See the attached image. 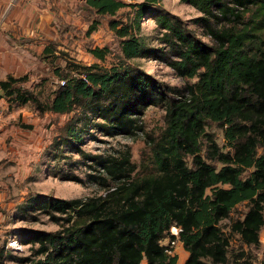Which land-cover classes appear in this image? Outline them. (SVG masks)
Wrapping results in <instances>:
<instances>
[{
    "label": "trees",
    "instance_id": "16d2710c",
    "mask_svg": "<svg viewBox=\"0 0 264 264\" xmlns=\"http://www.w3.org/2000/svg\"><path fill=\"white\" fill-rule=\"evenodd\" d=\"M160 1L83 0L78 8L91 23L87 31L106 18L118 39V54L104 64L110 50L92 47L88 51L101 62L65 60L53 69L58 81H51L44 100L19 85L23 78L0 81L12 103H30L39 114L68 115L56 145L73 148L106 176L93 177L103 187L97 195L29 200L26 209L47 215L59 228L29 234L25 241L36 246L23 262L176 264L177 255L168 254L164 245L172 225L181 228L179 240L188 252L184 264H228L231 233L242 245H259L264 225V0H179L199 13L193 23L209 42ZM144 17L153 19L159 46L140 39ZM56 44L49 42L41 54L49 65ZM151 55L193 81L181 90L152 76L135 61ZM150 106L164 109V125L151 138L155 173L133 176L129 148L107 155L79 149L81 135L91 129L105 135L142 131L140 117ZM211 122L224 128L230 150L223 151L207 133ZM241 203L247 210L226 235L220 223ZM245 254L238 252L232 263L251 264L240 262Z\"/></svg>",
    "mask_w": 264,
    "mask_h": 264
},
{
    "label": "rangeland",
    "instance_id": "374dc122",
    "mask_svg": "<svg viewBox=\"0 0 264 264\" xmlns=\"http://www.w3.org/2000/svg\"><path fill=\"white\" fill-rule=\"evenodd\" d=\"M160 3L163 8L187 21L203 40L209 42L203 28L193 23L199 15L195 8L179 0H161ZM90 24L89 21L88 27ZM139 24L140 39L146 45L159 46L156 39L158 30L153 19L141 18ZM107 26L105 18L90 32L87 27L72 29L73 45H69V42L68 45L60 44L49 56V75L41 81L35 77L26 88L44 100L50 93L51 81H58L53 69L63 67L65 60L83 65L101 62L92 56L88 48L107 47L110 53L106 55L103 63L114 61L115 55L118 54V39ZM135 61L152 76L171 86H179L181 90L193 81L178 77L154 55ZM23 109L24 116L19 108L16 110V117L5 116L4 120L0 119V264H29L23 262V259L32 257V245L36 246L25 241L29 234L37 230L53 231L59 228L47 215L26 209L29 200L43 195L64 199L97 195L103 192V187L93 177L99 174L106 177L100 168L90 167L73 148L56 145L60 128L68 119V115L39 114L30 103L24 104ZM163 115L164 109L161 106L147 107L140 117L142 131L137 130L133 134L105 135L91 129L88 134L81 135L79 149L92 154L107 155L129 148L130 161L136 165L133 176L155 173L156 167L150 150L151 138L160 133L164 125ZM223 130L224 128L215 122L209 123L206 128L207 133L213 136L223 151H228L230 148L225 146ZM202 142L205 150V140ZM215 164L217 166V163ZM246 210V203L238 204L229 218L221 221V229L226 235L230 234L232 223L241 218ZM238 238V234L231 233L228 264H234L232 257L240 251L246 253L240 262L248 260L251 264H261L264 256V225L259 233V245L247 247L240 244ZM175 252L178 257L177 264H184L188 252L183 245L180 244Z\"/></svg>",
    "mask_w": 264,
    "mask_h": 264
},
{
    "label": "crops",
    "instance_id": "0c3cea01",
    "mask_svg": "<svg viewBox=\"0 0 264 264\" xmlns=\"http://www.w3.org/2000/svg\"><path fill=\"white\" fill-rule=\"evenodd\" d=\"M82 2L0 0V81L10 76L23 78L19 85L26 88L35 77L44 80L49 75V64L41 58L45 46L49 42L57 43L56 49L60 44L73 45L72 29H88L89 21L83 19L78 8ZM23 107L7 100L0 88V119L16 117L19 108L24 116Z\"/></svg>",
    "mask_w": 264,
    "mask_h": 264
},
{
    "label": "built area",
    "instance_id": "2783aa9c",
    "mask_svg": "<svg viewBox=\"0 0 264 264\" xmlns=\"http://www.w3.org/2000/svg\"><path fill=\"white\" fill-rule=\"evenodd\" d=\"M60 84H64V80L60 81ZM181 231V228L176 225H172L169 229V236L164 240L165 245V251L170 254L174 255L176 252V248L182 244L179 240V233ZM170 235H172L174 238H171Z\"/></svg>",
    "mask_w": 264,
    "mask_h": 264
}]
</instances>
